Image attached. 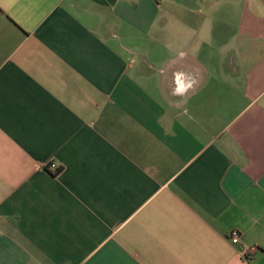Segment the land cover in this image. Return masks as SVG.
Returning <instances> with one entry per match:
<instances>
[{"label": "crops", "instance_id": "1", "mask_svg": "<svg viewBox=\"0 0 264 264\" xmlns=\"http://www.w3.org/2000/svg\"><path fill=\"white\" fill-rule=\"evenodd\" d=\"M0 264H264V0H0Z\"/></svg>", "mask_w": 264, "mask_h": 264}, {"label": "built area", "instance_id": "2", "mask_svg": "<svg viewBox=\"0 0 264 264\" xmlns=\"http://www.w3.org/2000/svg\"><path fill=\"white\" fill-rule=\"evenodd\" d=\"M54 167V166H53ZM229 240L231 241V243L233 245H238L240 244V233L237 230H233L230 234H229ZM253 252V248H249V247H244L243 250L240 252V255L245 259L248 260L249 255H251Z\"/></svg>", "mask_w": 264, "mask_h": 264}]
</instances>
